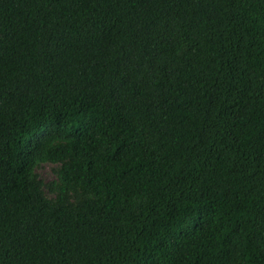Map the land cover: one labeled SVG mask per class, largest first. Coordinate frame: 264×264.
Segmentation results:
<instances>
[{
	"label": "trees",
	"instance_id": "trees-1",
	"mask_svg": "<svg viewBox=\"0 0 264 264\" xmlns=\"http://www.w3.org/2000/svg\"><path fill=\"white\" fill-rule=\"evenodd\" d=\"M0 264H264V0H0Z\"/></svg>",
	"mask_w": 264,
	"mask_h": 264
},
{
	"label": "rangeland",
	"instance_id": "rangeland-1",
	"mask_svg": "<svg viewBox=\"0 0 264 264\" xmlns=\"http://www.w3.org/2000/svg\"><path fill=\"white\" fill-rule=\"evenodd\" d=\"M36 172L42 182H50L54 179V175L51 172V165H43Z\"/></svg>",
	"mask_w": 264,
	"mask_h": 264
}]
</instances>
